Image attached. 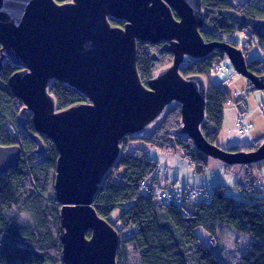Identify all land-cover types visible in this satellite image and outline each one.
Segmentation results:
<instances>
[{
  "label": "water",
  "instance_id": "obj_1",
  "mask_svg": "<svg viewBox=\"0 0 264 264\" xmlns=\"http://www.w3.org/2000/svg\"><path fill=\"white\" fill-rule=\"evenodd\" d=\"M203 26L202 0H0V70L6 61L18 68L7 83L23 104L14 122L35 145V157L46 152L41 135L58 153L53 191L62 264H117L118 229L98 215L94 196L121 155L123 137H140L172 101L180 107L174 133L192 139L196 150L226 165L264 161V140L232 151L201 131L208 87L202 75H181L189 59L218 49L248 79L250 91L264 90V74L249 70L242 49L204 41ZM251 32L264 39V18L252 22ZM138 41L163 42L159 51L172 55L146 83L137 69ZM54 80L85 101L59 110L50 93ZM22 155L18 143L0 145V174Z\"/></svg>",
  "mask_w": 264,
  "mask_h": 264
},
{
  "label": "trees",
  "instance_id": "obj_2",
  "mask_svg": "<svg viewBox=\"0 0 264 264\" xmlns=\"http://www.w3.org/2000/svg\"><path fill=\"white\" fill-rule=\"evenodd\" d=\"M202 6L204 26L200 34L206 42L225 41L239 47L238 42L229 36L244 31H247L246 35L250 34L252 22L264 18V0H246L241 4L238 0H202ZM110 22L123 25L119 21ZM260 42L264 45V39ZM162 44L137 42V69L144 83L159 66L172 62L171 54L159 51ZM224 57L222 51L215 49L204 57L189 59L179 71L184 77L197 74L206 77ZM247 64L249 70L264 74V57L247 58ZM17 69L6 61L0 70V145L18 143L24 154L16 167L0 174V264H62L60 205L53 191L58 153L52 142L41 135L46 152L41 158L35 157L32 154L35 145L14 122L15 114L23 104L12 94L7 81ZM50 93L59 110L85 101L83 94L56 80L50 84ZM227 101L228 96L220 83L208 86L205 117L200 128L211 143L217 144L224 119L223 105ZM242 114L240 111L237 116ZM179 119L177 104L166 112L161 123L148 136L123 137L121 155L105 174L94 196L96 212L105 219L113 212L119 213L114 226L123 233L131 231L121 239V245L133 246L139 264H223L195 233V229L201 227L215 238L219 223L247 232L252 237V242L240 256L241 264H264V195L257 193L262 190L264 180L256 177L261 174L258 168L264 167V161L243 165L245 171L240 182L243 186L238 188L246 194L251 193L246 200L233 199L226 194L222 183L211 188L210 200L200 199L197 203L181 206L156 200L158 162L145 154L147 149L127 150L130 141H143L165 152L179 149L193 164L196 173L210 171L211 158L196 150L192 139L174 133L179 127ZM27 126L33 130L30 121ZM263 140L264 137L251 144L227 149L248 151ZM142 180H146L147 192L140 189ZM260 181L262 185H258ZM22 209L30 212L32 221H19L17 214ZM117 264L125 262L117 257Z\"/></svg>",
  "mask_w": 264,
  "mask_h": 264
},
{
  "label": "rangeland",
  "instance_id": "obj_3",
  "mask_svg": "<svg viewBox=\"0 0 264 264\" xmlns=\"http://www.w3.org/2000/svg\"><path fill=\"white\" fill-rule=\"evenodd\" d=\"M238 1L239 4H241L244 3L246 0H238ZM246 33L247 31L236 32L234 35L229 36V38H232L238 42V46L242 49L246 57V60L247 58L264 57V48H262L261 46L250 45L248 42L250 36L251 35L254 36V34L249 32L250 34L246 35ZM245 47L248 48L243 49ZM170 63L159 66L155 72L157 73L159 70L168 66ZM187 63L188 62L186 61L185 64ZM212 71L213 72L211 76L217 78L219 76L218 72H216L215 70ZM208 86H209V82H207V87ZM177 104L178 103L176 101H172L164 109L162 114L156 118L155 121L149 123V125L142 132H140L141 135L140 137L148 136L161 123L166 112L169 109L175 107ZM226 116H228V114H226ZM232 125H233L232 120L226 117L224 122L225 130L231 128ZM238 138L241 140L244 138V136H238ZM137 147L147 149L145 151V154L148 157L153 158L158 162L157 171H158V175H160V182L163 185L157 186V190L163 189L164 188L163 186L166 185H178V187L205 186L209 183L213 185L212 183H215L218 180V183L224 182V185L230 184L229 181L234 182V184H232L231 182L230 187L226 186L225 189L226 194L231 196L233 199L246 200L251 195V193L246 194L244 191L238 188L239 186H243L240 183L242 182V178L240 177H243L245 171V169H243V165L227 166L226 164L218 160L211 159L212 162L218 161L222 167L235 168L238 169V171L241 170V173L239 175L240 177L230 176L226 174L223 175V172L218 174V170L216 172L210 170L206 174H198L194 171L193 164H191L190 161L183 156V154L179 149H176L174 152H165L157 147L156 148L151 147L149 144L143 141H130L128 143L127 150H133L134 148ZM22 156H24V154ZM258 169H260L261 174L260 175L256 174V177L264 180V167L261 168L259 167ZM258 185H262V181H260ZM257 193L264 195V184L262 190L257 191ZM17 217L21 222L32 221V216L30 212L26 209H22L17 214ZM116 217H117V213L113 212L111 219ZM195 231H196L195 233H197L198 238L202 242H204V244H206L212 250V252H214V254L221 260L223 264H241L240 256L243 254V252L248 248V246L252 242V237L247 232L238 231L224 223H219L215 231L216 239L212 238L211 235L201 227L196 228ZM118 233L120 236L119 245L117 249V254L119 252L117 256L118 260L124 261L125 264H139L138 254L135 252L133 246L131 244L121 245V239L131 234V231H125L124 233L123 231H118Z\"/></svg>",
  "mask_w": 264,
  "mask_h": 264
},
{
  "label": "crops",
  "instance_id": "obj_4",
  "mask_svg": "<svg viewBox=\"0 0 264 264\" xmlns=\"http://www.w3.org/2000/svg\"><path fill=\"white\" fill-rule=\"evenodd\" d=\"M218 67H221V69H218ZM214 70L218 72L219 76L217 78L212 77L213 71L208 76H203L205 80L207 79L206 84L207 82H209V85L220 83L228 96L229 102V104L226 102L223 105L224 119L217 143L222 147L228 148L251 144L254 141L262 139L264 137V90L250 91L248 79L234 70L226 56L222 60L217 61ZM238 106H240V108ZM240 111L244 113L241 116L243 123L248 125L247 130L243 134L238 133V127L235 123ZM226 114H228V116H226ZM226 117L233 122L232 127L227 130H225L224 127ZM238 136H244V138L240 140ZM210 170L214 172L218 170V174L223 172V175L226 174L230 176H239L241 173V170L238 171V169L235 168L225 169L218 161L210 162ZM231 182L232 181H229L230 184L228 185H224V182L221 183L226 189V186L230 187ZM221 183H218L217 180V182L212 184L216 186ZM232 184H234V182H232ZM157 185H163L160 182V175ZM116 213L118 217L119 213ZM111 216L112 214L109 216L110 219ZM117 217L111 219V221L115 223Z\"/></svg>",
  "mask_w": 264,
  "mask_h": 264
},
{
  "label": "built area",
  "instance_id": "obj_5",
  "mask_svg": "<svg viewBox=\"0 0 264 264\" xmlns=\"http://www.w3.org/2000/svg\"><path fill=\"white\" fill-rule=\"evenodd\" d=\"M260 39L262 38L254 34V36H250L248 42L250 45L261 46L262 48H264V45L260 42ZM218 69H221V67H218ZM227 103L229 102L227 101ZM236 124L238 125L239 134H243L248 128V125L243 123L241 116L237 117ZM163 187L164 188L161 190L158 189L157 191H154V193H156V200L164 202L166 204L181 206L183 204L197 203L200 199L210 200V190L214 186L211 184H207L205 186L199 187H178L177 185H166ZM140 189L146 192L148 191L146 180L141 181Z\"/></svg>",
  "mask_w": 264,
  "mask_h": 264
},
{
  "label": "clouds",
  "instance_id": "obj_6",
  "mask_svg": "<svg viewBox=\"0 0 264 264\" xmlns=\"http://www.w3.org/2000/svg\"><path fill=\"white\" fill-rule=\"evenodd\" d=\"M213 186H214V185H213ZM214 187H215V186H214ZM214 187H213V188H214Z\"/></svg>",
  "mask_w": 264,
  "mask_h": 264
},
{
  "label": "flooded vegetation",
  "instance_id": "obj_7",
  "mask_svg": "<svg viewBox=\"0 0 264 264\" xmlns=\"http://www.w3.org/2000/svg\"><path fill=\"white\" fill-rule=\"evenodd\" d=\"M259 75V74H258Z\"/></svg>",
  "mask_w": 264,
  "mask_h": 264
}]
</instances>
